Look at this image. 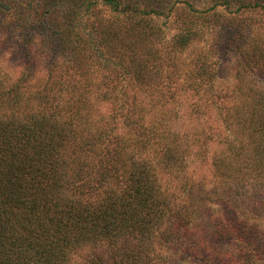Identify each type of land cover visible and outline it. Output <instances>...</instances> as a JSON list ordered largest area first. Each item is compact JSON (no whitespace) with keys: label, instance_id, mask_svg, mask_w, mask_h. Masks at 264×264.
Returning a JSON list of instances; mask_svg holds the SVG:
<instances>
[{"label":"trees","instance_id":"16d2710c","mask_svg":"<svg viewBox=\"0 0 264 264\" xmlns=\"http://www.w3.org/2000/svg\"><path fill=\"white\" fill-rule=\"evenodd\" d=\"M189 43L179 36L180 47ZM132 60L137 79L151 75ZM73 74L71 95L57 97V71L36 92L25 90L32 72L7 86L0 79V264H69L87 246L108 254L95 264H176L165 248L197 264H264V85L240 86L245 99L217 107L225 122L213 131L228 146L213 153L206 191L170 127L135 116L133 138L93 122L84 83L94 75ZM177 177L198 194L193 202L176 198ZM211 192L217 213L205 206Z\"/></svg>","mask_w":264,"mask_h":264},{"label":"rangeland","instance_id":"374dc122","mask_svg":"<svg viewBox=\"0 0 264 264\" xmlns=\"http://www.w3.org/2000/svg\"><path fill=\"white\" fill-rule=\"evenodd\" d=\"M182 34L191 42L184 48L178 45ZM263 49L264 0H0V79L5 86L32 72L35 77L25 81V90L36 92L57 71L63 77L53 83L57 97L70 94L69 73L93 74L84 83L95 101L89 118L133 138L135 116L154 119L163 130L170 127L193 183L203 180L206 191L215 183L213 153L228 146L213 131L225 122L226 112L217 107L245 99L240 86L264 85ZM126 57L129 62L122 60ZM132 58L138 65L144 61L151 75L137 79ZM171 182L176 198L193 202L197 193L180 190L181 177ZM203 196L205 206L219 212L216 194ZM173 251L176 256L165 248L176 264H197ZM104 252L87 246L72 253L69 264L109 259Z\"/></svg>","mask_w":264,"mask_h":264}]
</instances>
